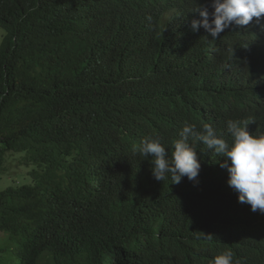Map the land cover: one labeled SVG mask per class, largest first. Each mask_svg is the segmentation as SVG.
<instances>
[{
	"label": "trees",
	"instance_id": "1",
	"mask_svg": "<svg viewBox=\"0 0 264 264\" xmlns=\"http://www.w3.org/2000/svg\"><path fill=\"white\" fill-rule=\"evenodd\" d=\"M73 6L72 0H0V264H184L152 233V215L167 188L153 181L148 158L133 153L144 138L167 145L169 136L125 110L127 133L111 146L103 134L94 140L91 125L73 117L94 118L104 95L116 94L106 59L90 53L82 59L75 45H51L64 27H96ZM48 55L47 66L56 70L47 75L58 82L49 91L60 87L52 98L44 75L36 82L28 73ZM134 66L141 74L174 67L164 59ZM150 96L155 105L168 100ZM193 143L203 174L194 185L181 181L185 194L195 202L220 201L218 164L206 145ZM258 249L259 241L232 232L225 241L205 238L197 264H211L225 250L239 264H260Z\"/></svg>",
	"mask_w": 264,
	"mask_h": 264
},
{
	"label": "clouds",
	"instance_id": "2",
	"mask_svg": "<svg viewBox=\"0 0 264 264\" xmlns=\"http://www.w3.org/2000/svg\"><path fill=\"white\" fill-rule=\"evenodd\" d=\"M72 1L96 27H64L51 45H75L82 59L89 53L106 59L116 75L110 79L116 94L104 95L94 118L79 112L73 117L91 125L94 140L103 134L111 146L127 133L125 110L169 136L167 145L147 137L133 146L134 154L151 162L153 181L167 188L152 215L153 235L165 238L173 257L197 264L205 238L225 241L232 232L259 241L254 255L264 264V0ZM50 55L28 73L36 82L44 75L45 94L52 98L60 87L49 91L58 84L47 75L54 69L47 66ZM145 59H164L174 67L147 74L131 68ZM150 93L168 100L155 105ZM195 141L206 145L218 164L220 201L195 202L181 185H194L203 174ZM211 264L239 261L225 250Z\"/></svg>",
	"mask_w": 264,
	"mask_h": 264
},
{
	"label": "rangeland",
	"instance_id": "3",
	"mask_svg": "<svg viewBox=\"0 0 264 264\" xmlns=\"http://www.w3.org/2000/svg\"><path fill=\"white\" fill-rule=\"evenodd\" d=\"M2 32H3V30L0 28V35L2 36Z\"/></svg>",
	"mask_w": 264,
	"mask_h": 264
},
{
	"label": "bare ground",
	"instance_id": "4",
	"mask_svg": "<svg viewBox=\"0 0 264 264\" xmlns=\"http://www.w3.org/2000/svg\"><path fill=\"white\" fill-rule=\"evenodd\" d=\"M194 15V14H193ZM196 15V14H195Z\"/></svg>",
	"mask_w": 264,
	"mask_h": 264
}]
</instances>
